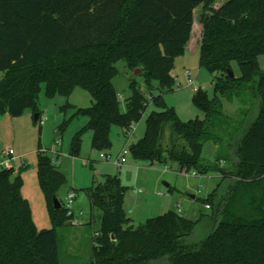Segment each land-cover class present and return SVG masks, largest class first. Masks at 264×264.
I'll return each instance as SVG.
<instances>
[{
	"label": "trees",
	"instance_id": "obj_1",
	"mask_svg": "<svg viewBox=\"0 0 264 264\" xmlns=\"http://www.w3.org/2000/svg\"><path fill=\"white\" fill-rule=\"evenodd\" d=\"M190 46L200 51V67L215 75V87L213 97L201 89L194 96L204 120L184 122L163 93L176 86L175 59ZM263 55L264 0H0V114L14 118L31 109L39 123L42 85L51 98H68L81 88L94 102L73 117H88L84 129L94 133L92 149L108 151L111 128L131 136L153 105L144 137L129 146L135 161L175 162L186 174L220 170L222 184L233 179L204 201L211 215L193 220L170 211L137 227L124 209L126 188L118 177L87 189L90 224L94 210L102 212L90 264H264V71L258 61ZM120 61L144 76L148 91L132 81L124 111L113 84ZM233 61L241 76L231 79ZM156 89L161 94L154 95ZM245 95L254 98L259 114L238 136L222 98L244 102ZM82 131L71 143L75 158ZM208 142L219 146L216 165L202 159ZM39 151L38 181L52 228L39 231L34 224L21 193L24 169H1L0 264L61 263L59 229L74 213L61 201L56 209L66 176L49 150L40 144ZM223 161L233 164L231 172L222 169Z\"/></svg>",
	"mask_w": 264,
	"mask_h": 264
},
{
	"label": "rangeland",
	"instance_id": "obj_2",
	"mask_svg": "<svg viewBox=\"0 0 264 264\" xmlns=\"http://www.w3.org/2000/svg\"><path fill=\"white\" fill-rule=\"evenodd\" d=\"M219 3L216 6H219ZM199 15L200 10H195L196 21ZM193 50L190 46L186 54L175 59L172 75L176 86L173 91L163 93L167 105L170 108L174 107L177 115L184 122L205 118V114L194 103V96L197 94L195 87L207 92L210 97L214 96L215 75L205 67H200V51L198 48ZM258 61L264 71V55L260 56ZM231 66L232 73L240 77V65L233 61ZM116 68L119 70V75L114 79L113 84L122 102L121 109L124 111V100L132 92L130 88L132 81H135L145 94L148 91L144 76L129 69L124 61L116 63ZM187 71L191 72L195 85H188ZM41 87L38 100L41 113L39 123L36 122V115L31 109L14 118L9 112L0 114V157L5 150L12 149L16 152V159L12 165L16 167V171L24 169L21 174L23 183L21 193L29 203L34 224L39 231L52 228L48 204L38 181L37 162L40 144L43 151H50L55 165L59 166L66 176L67 183L57 197L67 206L68 195L75 194L76 198L70 208L74 213L73 220L78 223L74 224L71 221L59 229L60 264H90L94 249V233L101 229L102 212L96 208L94 223L90 224L93 212L86 190L105 183L108 177H118L122 186L126 188L124 209L135 227L170 211H176L193 220H198L201 216H209L212 210L206 208L204 202L206 198L220 185L227 187L232 184L233 179H228L222 184L220 170L205 175H193L190 172L181 173L175 162H157L150 166L148 163L135 161L129 146L144 137L147 117L155 110L153 105L149 106L142 120L134 125L131 136L126 135L120 127L113 126L110 131L111 149L99 151L92 149L94 133L84 129L89 118L81 115L73 117L78 108L92 107L94 101L90 94L81 88H76L68 98L63 95L51 98L47 95L45 85ZM159 94H161L160 90L156 89L154 95ZM222 101L224 113L228 115L230 124L238 129L236 135L242 136L247 131L248 125L257 118L258 105L254 103V98L248 95H245L244 102L238 98L234 101L222 98ZM65 106L71 107L64 111ZM64 122L68 123L60 129ZM81 130H83L81 152L80 156L75 158L70 154L71 143ZM166 131L169 138L170 128L168 127ZM218 148L219 146L214 142L206 143L202 152L203 161L216 165ZM125 151H127L126 161L119 170L115 162ZM102 155L108 156V160L103 159ZM22 159L26 162L25 167H21ZM221 167L225 172L233 170L230 161H223ZM208 233L209 230L204 236Z\"/></svg>",
	"mask_w": 264,
	"mask_h": 264
},
{
	"label": "built area",
	"instance_id": "obj_3",
	"mask_svg": "<svg viewBox=\"0 0 264 264\" xmlns=\"http://www.w3.org/2000/svg\"><path fill=\"white\" fill-rule=\"evenodd\" d=\"M191 75H192L191 72L187 71V83H188V85H195L194 79H192ZM199 90L200 89L198 87H195V92H198ZM126 152L127 151H125L123 153V155H121L120 158H118L117 161L115 162V164L118 166L119 170H121L123 168L124 163L126 161L125 160ZM101 157L103 159L108 160V156L102 155ZM0 159H1L0 160V168L1 169L6 168V169H14L15 170L16 167H13V165H12V162L15 161V159H16V152L15 151H13L12 149L3 151V154L1 155ZM20 164L22 167L26 166V162L23 159L21 160ZM191 174L195 175V173H191ZM68 197H69V199H68L67 207L69 209H71L70 206L73 204L76 197H75L74 193H70L68 195ZM206 208H210V206L206 205ZM77 223L78 222H76L74 224H77Z\"/></svg>",
	"mask_w": 264,
	"mask_h": 264
},
{
	"label": "water",
	"instance_id": "obj_4",
	"mask_svg": "<svg viewBox=\"0 0 264 264\" xmlns=\"http://www.w3.org/2000/svg\"><path fill=\"white\" fill-rule=\"evenodd\" d=\"M136 74H139V72L137 71ZM234 76H235V75L232 73V71H229V77H230L231 79H233ZM37 117H38V115L36 114V116H35V119H36V120H37ZM55 207H56V209H60V208L62 207V205H61V203H60V201H59L58 198L55 199Z\"/></svg>",
	"mask_w": 264,
	"mask_h": 264
},
{
	"label": "crops",
	"instance_id": "obj_5",
	"mask_svg": "<svg viewBox=\"0 0 264 264\" xmlns=\"http://www.w3.org/2000/svg\"><path fill=\"white\" fill-rule=\"evenodd\" d=\"M22 167V166H21ZM72 210V209H71ZM73 221V223H75L76 221H74V220H72ZM77 226V225H76Z\"/></svg>",
	"mask_w": 264,
	"mask_h": 264
}]
</instances>
